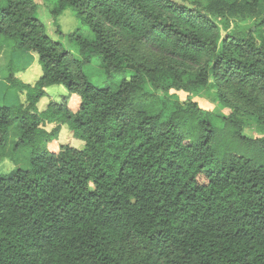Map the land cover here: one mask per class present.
I'll return each instance as SVG.
<instances>
[{
  "label": "trees",
  "instance_id": "obj_1",
  "mask_svg": "<svg viewBox=\"0 0 264 264\" xmlns=\"http://www.w3.org/2000/svg\"><path fill=\"white\" fill-rule=\"evenodd\" d=\"M46 2L56 23L75 14L80 57L36 0H0L6 91L26 96L0 106V164L16 166L0 175V264H264V138L243 134L246 116L264 132V0ZM238 22L252 27L222 34ZM25 53L42 68L32 85ZM55 86L68 95L40 111ZM210 86L228 117L160 95ZM63 126L83 149L58 142Z\"/></svg>",
  "mask_w": 264,
  "mask_h": 264
},
{
  "label": "rangeland",
  "instance_id": "obj_2",
  "mask_svg": "<svg viewBox=\"0 0 264 264\" xmlns=\"http://www.w3.org/2000/svg\"><path fill=\"white\" fill-rule=\"evenodd\" d=\"M38 3V15L42 23L45 25L48 35L51 39L55 41L62 42L66 49L72 52L75 56L80 57L79 48L77 46L72 45L67 36L75 31L79 26V21L76 19L75 14L67 10L62 16L57 19V23L60 26L61 32L63 36L57 33V23L54 18L51 16L47 6L46 0H36ZM178 3L182 4H192L193 2H197L203 7H207L212 1L215 0H174ZM252 22L248 23H232L230 29H224V25H222V34H229L236 31H248L252 26ZM258 35V34H257ZM256 35V36H257ZM11 52L7 49L6 44H3L2 50L0 51V106L9 105V106H17L20 101L18 98L15 100V94L12 92L6 91L5 77H7L8 71L6 70V66L10 61ZM20 65L25 69L24 72L19 73V77L27 84H34L42 75V68L39 64L38 57L34 54L25 53ZM87 76L91 83L98 87L107 86L108 80L107 75L102 67L100 61L98 59H93L89 66L85 69ZM16 75V76H18ZM4 88V89H3ZM145 88L147 91H154V88L151 85L145 84ZM68 95V90L63 86H55L48 89V96L44 98L41 111H44L48 105L55 101L57 103L62 102V97ZM162 95L163 103L167 107H173L175 103H180L182 105H187L190 102H195L199 105L201 110L205 115H212L214 119L221 120L223 117H228L233 112L225 107L224 104L221 103L217 96V89L210 86L209 88L202 90H195L194 92H184V91H175L172 90L169 96ZM25 99V98H24ZM22 100V99H21ZM80 98L73 97L70 101L69 107L73 112H76L79 108ZM244 122V130L243 134L251 139H259L264 138V132L261 133L262 127L255 121V119L249 118L246 116L243 119ZM56 127V125L47 126L48 130L51 131ZM15 140L14 135L12 136L11 143ZM62 145H69L77 149H83L84 143L75 139L73 133L68 129L67 126H63L59 141ZM10 155V154H9ZM16 168L15 164L10 160V158H6L0 164V175L9 174Z\"/></svg>",
  "mask_w": 264,
  "mask_h": 264
},
{
  "label": "crops",
  "instance_id": "obj_3",
  "mask_svg": "<svg viewBox=\"0 0 264 264\" xmlns=\"http://www.w3.org/2000/svg\"><path fill=\"white\" fill-rule=\"evenodd\" d=\"M19 78H20V77H19ZM2 82H3V81H2ZM2 82H1V83H2ZM1 83H0V84H1ZM0 89H1V88H0ZM3 89H4V88H3ZM46 91H47V94H48V89H47ZM0 92H1V91H0ZM0 94H1V93H0ZM24 98H25V99H24ZM21 99H22V100H21ZM15 100H17V99L15 98ZM0 101H1V98H0ZM19 101H20L21 104H25V103H26V96H25V94L20 96ZM43 101H44V100L41 101L39 108L42 107L41 104H43ZM40 111H41V109H40ZM48 126H49V125H48ZM47 130H48V128H47ZM48 131H49V130H48Z\"/></svg>",
  "mask_w": 264,
  "mask_h": 264
}]
</instances>
